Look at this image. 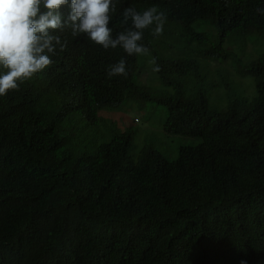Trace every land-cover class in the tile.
Returning a JSON list of instances; mask_svg holds the SVG:
<instances>
[{"label":"trees","instance_id":"trees-1","mask_svg":"<svg viewBox=\"0 0 264 264\" xmlns=\"http://www.w3.org/2000/svg\"><path fill=\"white\" fill-rule=\"evenodd\" d=\"M128 6L165 13L142 43L173 92L137 83L139 55L58 33L66 50L0 96V264H264V52L245 67L255 96L218 110L202 85L213 61L264 38V0H119L114 36ZM121 58L127 78L109 77ZM152 97L166 131L201 138L176 160L151 147L135 158L100 115Z\"/></svg>","mask_w":264,"mask_h":264},{"label":"clouds","instance_id":"clouds-1","mask_svg":"<svg viewBox=\"0 0 264 264\" xmlns=\"http://www.w3.org/2000/svg\"><path fill=\"white\" fill-rule=\"evenodd\" d=\"M119 0H0V96L19 91L21 85L32 80L54 63L52 56L67 48V39L58 33L71 31L81 34L104 49L122 48L129 56L148 55L143 33L152 29L154 36L164 31L166 15L152 6L143 12L135 7L123 9L122 25L130 27L115 36L109 26ZM67 8L65 14L62 9ZM257 12L264 15V8ZM154 26V27H153ZM153 71L159 72L156 59L150 61ZM107 75L127 78L126 61L110 66ZM241 264H246L242 261Z\"/></svg>","mask_w":264,"mask_h":264},{"label":"rangeland","instance_id":"rangeland-1","mask_svg":"<svg viewBox=\"0 0 264 264\" xmlns=\"http://www.w3.org/2000/svg\"><path fill=\"white\" fill-rule=\"evenodd\" d=\"M195 27L199 28L198 25ZM249 39L252 41L248 42L246 50L238 52L236 58L227 62L228 65L213 61L210 64L213 70L209 68L205 70L202 85L213 108L225 109L230 101L240 95L255 96V80L245 67L250 60L264 52V38L255 33ZM152 53L153 49L150 48L148 55H139L137 83L146 86L154 96L171 94L173 87L164 85L161 77L153 71L154 65L150 63ZM190 83L193 84V81ZM100 115L116 121L118 126L131 136L130 152L135 158L142 149L151 147L161 152L167 159L176 160L183 146L197 145L201 141L200 137L166 131L168 108L153 97L143 101L142 106L126 103L115 111L104 108Z\"/></svg>","mask_w":264,"mask_h":264}]
</instances>
